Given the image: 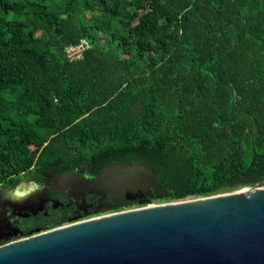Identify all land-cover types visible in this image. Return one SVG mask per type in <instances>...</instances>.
I'll return each mask as SVG.
<instances>
[{
    "label": "trees",
    "instance_id": "obj_1",
    "mask_svg": "<svg viewBox=\"0 0 264 264\" xmlns=\"http://www.w3.org/2000/svg\"><path fill=\"white\" fill-rule=\"evenodd\" d=\"M112 163L153 204L264 181V0H0V186Z\"/></svg>",
    "mask_w": 264,
    "mask_h": 264
},
{
    "label": "water",
    "instance_id": "obj_2",
    "mask_svg": "<svg viewBox=\"0 0 264 264\" xmlns=\"http://www.w3.org/2000/svg\"><path fill=\"white\" fill-rule=\"evenodd\" d=\"M53 183L84 202L86 194L108 199L97 212L150 207L1 245L0 264H264V181L159 206L152 199L168 192L143 164L112 163L96 178L70 173Z\"/></svg>",
    "mask_w": 264,
    "mask_h": 264
},
{
    "label": "flooded vegetation",
    "instance_id": "obj_3",
    "mask_svg": "<svg viewBox=\"0 0 264 264\" xmlns=\"http://www.w3.org/2000/svg\"><path fill=\"white\" fill-rule=\"evenodd\" d=\"M70 173L94 178L73 170L64 174H43L38 181L31 180L30 176H21L15 185L7 182L0 186V246L114 214L96 211L98 206H108V199L100 203L97 195L86 194L84 202L72 190H58L53 183L54 178Z\"/></svg>",
    "mask_w": 264,
    "mask_h": 264
},
{
    "label": "built area",
    "instance_id": "obj_4",
    "mask_svg": "<svg viewBox=\"0 0 264 264\" xmlns=\"http://www.w3.org/2000/svg\"><path fill=\"white\" fill-rule=\"evenodd\" d=\"M89 48L87 41L82 42L77 46H70L66 49L67 57L70 61L80 60L83 58L84 52Z\"/></svg>",
    "mask_w": 264,
    "mask_h": 264
},
{
    "label": "rangeland",
    "instance_id": "obj_5",
    "mask_svg": "<svg viewBox=\"0 0 264 264\" xmlns=\"http://www.w3.org/2000/svg\"><path fill=\"white\" fill-rule=\"evenodd\" d=\"M178 202H162V203H154L151 206H159V205H166V204H175ZM146 207H150V205L148 206H140V205H132L123 209H120L118 211H114V212H110V213H120V212H125V211H131V210H137V209H142V208H146Z\"/></svg>",
    "mask_w": 264,
    "mask_h": 264
}]
</instances>
